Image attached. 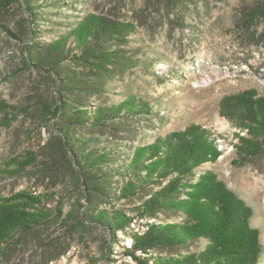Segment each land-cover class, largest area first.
Segmentation results:
<instances>
[{
    "label": "trees",
    "instance_id": "16d2710c",
    "mask_svg": "<svg viewBox=\"0 0 264 264\" xmlns=\"http://www.w3.org/2000/svg\"><path fill=\"white\" fill-rule=\"evenodd\" d=\"M2 1H16L31 20L19 35L25 43L22 62L40 78L45 92L35 93L20 112L46 129L48 141L33 164L40 169L38 176L55 182L60 192L48 198L21 193L0 203V264H14L17 256L24 261L27 250L31 264H51L71 251L83 231L100 230L112 241L118 232L130 235L135 264H259L263 246L251 225L252 208L216 173L205 172L196 180V169L219 156L207 133L192 128L144 146V127L152 128L159 114L134 99L106 105L114 79L139 63L128 48L136 25L90 14L46 42L41 39V0ZM183 1L152 0L166 9ZM67 6L65 0L52 5ZM241 22L264 45V0L245 8ZM229 102L258 126L261 133L254 136L264 141V98L248 91ZM258 142L249 152L263 156ZM123 200L136 201V220L180 213L187 220H159L136 233L133 217L118 206ZM50 202L54 206L46 207ZM200 239L209 241L204 251L176 252Z\"/></svg>",
    "mask_w": 264,
    "mask_h": 264
},
{
    "label": "rangeland",
    "instance_id": "374dc122",
    "mask_svg": "<svg viewBox=\"0 0 264 264\" xmlns=\"http://www.w3.org/2000/svg\"><path fill=\"white\" fill-rule=\"evenodd\" d=\"M53 1L41 0L37 8L41 39L46 42L90 14L136 25L128 48L139 63L114 79L106 105L134 99L159 114L152 128L144 127V146L192 128L207 133L219 156L196 169V180L205 172L216 173L252 208L251 225L259 230L263 246L259 264H264V155L249 152L259 140L254 134L261 131L229 107L231 97L248 91L264 98V45L241 22L244 9L261 0H184L171 9L152 0H65L67 7H52ZM27 19L28 11L16 1L4 5L0 0V203L21 193L48 198L60 192L55 182L38 176L40 169L33 164L48 133L30 114L20 112L35 93L45 92L40 78L22 62L25 43L19 35L31 23ZM261 31L259 25L257 35ZM259 141L263 147L264 141ZM135 205L136 201L118 203L133 217L131 230L136 233H144L148 223L187 220L184 213L161 216L160 221L136 220ZM53 206L50 202L46 207ZM133 245L123 232L112 241L104 231H83L71 251L51 264H135L129 254ZM208 246L207 239H200L176 252L198 254ZM14 264H31V252L27 250L24 261L17 256Z\"/></svg>",
    "mask_w": 264,
    "mask_h": 264
}]
</instances>
